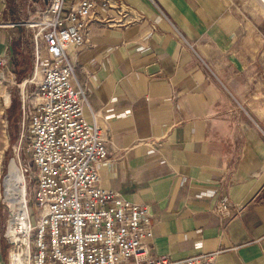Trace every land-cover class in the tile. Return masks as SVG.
Here are the masks:
<instances>
[{
	"label": "crops",
	"instance_id": "0c3cea01",
	"mask_svg": "<svg viewBox=\"0 0 264 264\" xmlns=\"http://www.w3.org/2000/svg\"><path fill=\"white\" fill-rule=\"evenodd\" d=\"M121 1L124 18L110 9L85 44L65 49L85 90L83 117L105 135L99 187L147 206L150 256L216 252L214 264H264V41L256 40V11L231 9L230 0ZM23 29L0 2L5 74L26 75L32 65ZM2 94L6 264L2 161L18 141L19 104ZM222 199L230 202L225 214L214 211Z\"/></svg>",
	"mask_w": 264,
	"mask_h": 264
},
{
	"label": "built area",
	"instance_id": "2783aa9c",
	"mask_svg": "<svg viewBox=\"0 0 264 264\" xmlns=\"http://www.w3.org/2000/svg\"><path fill=\"white\" fill-rule=\"evenodd\" d=\"M110 9L124 18L126 5L121 0H45L24 23L32 42V73L25 83H34L36 75L38 80L35 91L19 90V146L12 151L17 153L27 207L28 188L35 187L31 197L36 211L28 207L26 216L28 263L214 264L216 252L177 260L150 256L147 206L130 203L98 185L96 165L106 159L105 135L83 117L85 90L74 81V67L65 49L85 44L89 27L109 20ZM3 66L0 57V80L10 81L7 87L13 76L5 74ZM20 150L29 157L28 163L17 158ZM2 203L10 217L3 196ZM229 205L227 199L219 200L214 211L225 214ZM9 217L2 232L8 243V264L13 245Z\"/></svg>",
	"mask_w": 264,
	"mask_h": 264
},
{
	"label": "rangeland",
	"instance_id": "374dc122",
	"mask_svg": "<svg viewBox=\"0 0 264 264\" xmlns=\"http://www.w3.org/2000/svg\"><path fill=\"white\" fill-rule=\"evenodd\" d=\"M35 2H36V5H38L39 7L32 9V7H33L32 6V0H4L6 11L9 14H11L13 17H15L17 20L21 19V24L23 25V27H25V29H27V30L23 29V32L26 31L23 33V35H24L23 36V42H24L23 43L24 44L23 52L26 51L25 52L26 57H29V53H30L31 47H32L30 29L27 28L26 25L24 24L27 21L26 15L28 12H33L34 9H35V11H37L43 7L42 0H35ZM228 5L231 9L240 10V11L244 10L246 13H247V11H253V12L256 11V34L259 36L256 40L264 41V7L260 4V2L258 0H230L228 2ZM25 54H23L24 59H25ZM28 61L30 63L29 58H28ZM21 62H23V61H21ZM18 66H19V63H18ZM25 72H27V71H25ZM31 73H32V65L28 67V74H26V75H21L22 73H18V74L15 73L13 75V80H11L12 85H9L7 87H5L6 85L0 86V95H1L2 99L5 101V98H4L2 93L6 92L8 94V98L11 102L10 104L13 107L17 108L18 104H19V94L18 93H19L20 89L22 90L24 88L27 92L35 91V88H36L35 83L38 80L37 75L33 79L34 83H32V84L31 83H25V80H27L31 77ZM0 100H1V98H0ZM14 116L17 118V120L19 119V115L16 114ZM18 127H19L18 128V134H19L20 133V126H18ZM16 132H17V125H16ZM18 139H19V137H18ZM18 144H19V140L15 143H12V145L9 146V148L5 154L4 160L2 161V174L1 175H2V183H3L4 193H5V186H4L5 176L8 174L9 170L14 169V168L17 169V159L15 156L17 153H16V150L12 151V148H16V146ZM20 146L21 147L25 146V141L23 140V138H22V141H20ZM17 158L20 160V162H22V160H23V162L28 163V161H29V157L27 155H25L21 150L18 152ZM11 163H14V165H13L14 167H12L10 169ZM34 189H35V187H33L32 189L28 188L29 197H28V204L27 205L30 208V210L35 214L36 210L33 207L32 197H31V192H33ZM2 196H3V194H2ZM6 204H7V202H6ZM28 207H27V210L29 213ZM8 208L10 210V217L8 214V209L5 207L6 219H8V217L11 218V215H12V210L10 209L9 206H8ZM32 235L33 234L30 235V238L32 237ZM11 249H12V247H10V249H9L10 258H12ZM33 250L34 249H33L32 245H30L29 251L31 254L33 253ZM6 264H8V260H7ZM9 264H13V261H10ZM28 264H31V263H28Z\"/></svg>",
	"mask_w": 264,
	"mask_h": 264
},
{
	"label": "bare ground",
	"instance_id": "6f19581e",
	"mask_svg": "<svg viewBox=\"0 0 264 264\" xmlns=\"http://www.w3.org/2000/svg\"><path fill=\"white\" fill-rule=\"evenodd\" d=\"M264 4V0H261ZM10 82V81H6ZM6 82L0 80V86L6 85ZM5 193L3 191V200L12 210L9 219L10 239L13 242L11 246L13 264H28L27 243H26V216L29 215L27 206L23 203L24 186L22 176L18 169L9 170L4 178Z\"/></svg>",
	"mask_w": 264,
	"mask_h": 264
}]
</instances>
